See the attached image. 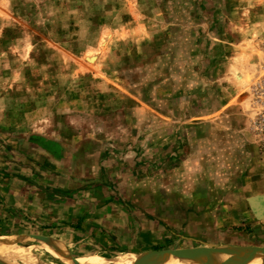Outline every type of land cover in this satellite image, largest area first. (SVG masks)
I'll return each instance as SVG.
<instances>
[{
    "label": "rangeland",
    "instance_id": "obj_1",
    "mask_svg": "<svg viewBox=\"0 0 264 264\" xmlns=\"http://www.w3.org/2000/svg\"><path fill=\"white\" fill-rule=\"evenodd\" d=\"M1 75L22 79L17 86L25 92L0 96V121L7 115L19 121L27 112L21 117V109L33 108L41 111H29L26 124L48 126L10 134L39 136L49 154L64 153L63 146L78 158L95 152L91 161L63 167L79 177L65 185L69 175L62 174L59 195L79 197L90 189L101 195L103 184L113 200L142 213V226L151 223L152 234L139 247L118 253L264 247V221L223 224L215 214L242 216L246 208L214 211L217 196L196 191L220 177L234 196L228 204L253 193L264 198V148L248 129L258 109L255 89L264 81V0H0ZM9 83L0 80V90ZM7 107L14 111L1 113ZM198 121L246 127L234 133L246 141L244 158L217 166L202 161L199 174L198 160L188 168ZM6 132L0 128V163L7 157L9 165L0 164V184L15 168L9 163L24 160L11 153ZM236 182L241 193L232 191ZM38 231H4L0 236L21 237L0 245V264L107 257L73 254L69 243L52 236L57 231Z\"/></svg>",
    "mask_w": 264,
    "mask_h": 264
},
{
    "label": "crops",
    "instance_id": "obj_2",
    "mask_svg": "<svg viewBox=\"0 0 264 264\" xmlns=\"http://www.w3.org/2000/svg\"><path fill=\"white\" fill-rule=\"evenodd\" d=\"M19 79H7L4 75H1L0 80L11 81V83L6 84L5 88L0 90V96H24L25 89L23 88L22 92H20L21 89L17 86L22 80ZM10 110L13 112L14 108L1 109V113H9ZM40 111V109L33 110V108L21 109L20 112L22 114H20L22 117L24 112H26L24 117H27L28 112L39 113ZM24 117L14 122L12 117L7 115L4 120L0 121V128H6L8 131L6 132L8 135L5 142L11 147V153L19 152L24 155V160L20 157L21 161L23 160L22 163L19 162L17 165L12 162L9 163L15 167L12 171L20 175L12 172L0 184V235L4 231H6L4 233H18L22 230H31V228L40 232L44 230L46 233L57 231L52 233V236L63 243H69L72 247L71 252L80 256L89 252L108 255L139 247L145 235L152 234L151 223H145V226H142L141 221L145 220L141 215L142 213L138 215V211L132 210L126 203L113 200V197L108 195L109 188L106 185L97 186L99 191H101V195L100 192L95 195V192H92L93 189L86 191L85 194H81L79 197L76 193H71L72 191L68 195L65 193H60L62 195H59L56 190V187L60 185L59 182L61 180L59 178H62V174L66 173L69 175V180L65 185L70 184L72 176L74 178L79 177L75 173L73 175V173L65 171L63 167L71 169L77 161H91L95 152H91V155L90 153L84 154L83 158H78V152H70L69 149L63 146L64 153L55 151L54 154H49L40 147L39 136H34V139L33 135L29 134L22 137H20L22 134L16 137L13 131L10 134V129L28 131L32 127H48L44 124H39L40 120L31 126L27 125ZM195 123L199 128L197 147L192 146L185 158L184 164L187 163L188 168L190 167V162L198 160L199 174L203 170L202 161H212L215 165V161L218 163L233 156L239 159L244 158L247 144L244 138L237 136L246 127L244 128L240 124L229 126L228 122L210 126L204 124L205 122L198 121ZM248 129L250 131V123ZM229 131L232 133L231 138L228 136ZM57 143L59 145L63 144H61V140L57 141ZM254 143L256 144L255 141ZM254 143L249 142V145L251 147L255 146ZM196 148L197 151L195 153ZM101 151L106 153V149H101ZM228 152L230 153L229 155H227ZM11 153L5 149L7 156H11ZM252 155H255L254 152ZM7 160L8 158L6 157L5 164H0L5 165L7 168L9 166ZM26 161L29 163L26 164ZM216 178L214 179L215 181L212 179V187L208 184L207 186L200 184L196 190L197 192L214 193L217 196L212 202L214 211L219 210L221 212L224 209H231L233 213L234 209L246 208L245 216L226 215L220 218V214H215L216 220L226 225L264 221L260 206L264 204V198L261 194L254 195L255 193H253L248 198L246 197V202L241 198L242 203L240 204H228L229 197L234 196H229L232 192L227 186L222 184V179ZM236 184L237 189L234 187L232 191L241 193L243 191L242 186L238 182ZM203 207L210 208L211 206L203 204ZM147 224L148 226L146 227ZM155 234L156 231L154 232Z\"/></svg>",
    "mask_w": 264,
    "mask_h": 264
},
{
    "label": "water",
    "instance_id": "obj_3",
    "mask_svg": "<svg viewBox=\"0 0 264 264\" xmlns=\"http://www.w3.org/2000/svg\"><path fill=\"white\" fill-rule=\"evenodd\" d=\"M21 236L18 235H5L0 236V245L5 243L6 241L13 240L20 238ZM36 240L41 242L42 244L46 245L42 239L38 237H34ZM47 247V245H46ZM237 252L233 253L231 251ZM231 253V254H239V253H248L254 252L255 254L264 255V247L259 246H246V247H235V246H225V247H218L215 246L213 248H205V249H193V250H161V251H152L145 254H149L148 258H146L140 264H160L162 260H191L195 258L199 259H207L211 262V264H216L215 257L222 253ZM250 255V254H249ZM68 262L72 264H76L75 259L68 258Z\"/></svg>",
    "mask_w": 264,
    "mask_h": 264
},
{
    "label": "bare ground",
    "instance_id": "obj_4",
    "mask_svg": "<svg viewBox=\"0 0 264 264\" xmlns=\"http://www.w3.org/2000/svg\"><path fill=\"white\" fill-rule=\"evenodd\" d=\"M148 256L149 254L113 253L107 255V257L92 256L88 259L87 264H140L146 258H148ZM28 259H30V257H28ZM32 260L30 261L33 262ZM215 262L216 264H264V256H255L251 254L249 255L248 253H239L232 255L222 253L215 257ZM33 264L35 263L33 262ZM160 264H211V262L207 259L199 258L191 259L188 261H169L164 259Z\"/></svg>",
    "mask_w": 264,
    "mask_h": 264
},
{
    "label": "built area",
    "instance_id": "obj_5",
    "mask_svg": "<svg viewBox=\"0 0 264 264\" xmlns=\"http://www.w3.org/2000/svg\"><path fill=\"white\" fill-rule=\"evenodd\" d=\"M255 102L258 109L250 121V131L259 145L264 148V81L255 89Z\"/></svg>",
    "mask_w": 264,
    "mask_h": 264
}]
</instances>
